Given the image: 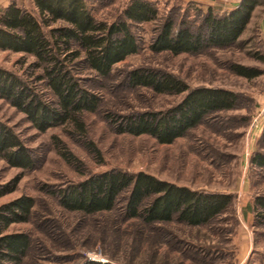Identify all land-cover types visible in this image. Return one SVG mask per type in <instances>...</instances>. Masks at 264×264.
<instances>
[{
    "label": "rangeland",
    "instance_id": "374dc122",
    "mask_svg": "<svg viewBox=\"0 0 264 264\" xmlns=\"http://www.w3.org/2000/svg\"><path fill=\"white\" fill-rule=\"evenodd\" d=\"M35 13L32 0H9ZM128 0H86L97 19L117 18ZM159 20L170 15L196 29L208 7L221 15L240 0H151ZM7 3V4H8ZM0 0V8L2 7ZM158 21L133 28L139 49L116 63L107 77L85 69L77 72L80 83L100 97L95 112L82 115L84 134L72 124L40 132L24 114L0 99V121L11 126L30 149L35 164L30 169L10 167L0 159V184L19 177L14 191L0 197V204L20 195L33 198L26 222L12 223L7 232H25L30 248L23 264H78L84 259L111 260L120 264H264V227L253 225L247 207L264 193V167L250 162L264 153L260 139L264 125V0L251 13L236 42L209 46L197 53L173 54L149 48ZM32 59L0 50V66L23 77ZM231 63L253 66L261 74L248 79L235 74ZM145 67L168 72L189 87H223L237 95L234 108L209 114L184 136L169 144L153 137L118 133L122 115L160 110L178 102L183 94L156 93L146 87H130L127 73ZM31 78V77H30ZM42 91L41 86L37 88ZM46 94V93H45ZM70 152L69 164L60 150ZM122 169L144 171L175 184L205 192L229 193V208L210 223L188 226L171 221L145 224L122 214L123 199L111 211L84 214L63 209L51 193L87 175Z\"/></svg>",
    "mask_w": 264,
    "mask_h": 264
},
{
    "label": "trees",
    "instance_id": "16d2710c",
    "mask_svg": "<svg viewBox=\"0 0 264 264\" xmlns=\"http://www.w3.org/2000/svg\"><path fill=\"white\" fill-rule=\"evenodd\" d=\"M263 0H240L227 13L217 15L208 7L196 29L170 15L159 20L151 0H128L119 16L97 19L86 0H32L35 13L14 1L0 8V50L31 56L23 77L0 66V99L24 114L40 132L72 124L84 134L82 115L95 112L100 97L80 83L77 72L85 69L98 77L110 75L114 65L139 49L133 28L159 22L149 48L173 54L197 53L209 46L230 45L245 30L254 8ZM229 68L248 79L261 74L259 68L231 63ZM31 77V78H30ZM130 87H146L156 93L183 94L175 104L160 110L128 113L115 121L118 133L146 134L158 143L169 144L200 124L209 114L235 107L237 95L223 87H189L171 73L138 67L126 75ZM41 86L42 91L37 89ZM46 93V94H45ZM260 139L264 141V125ZM59 148V147H58ZM69 164L73 155L59 148ZM0 159L10 167L30 169L35 159L11 126L0 121ZM250 162L264 167V153ZM19 177L0 184V197L15 190ZM68 211L94 214L111 211L123 199L122 214L145 224L176 221L188 226L210 223L232 203L229 193L205 192L160 179L153 174L112 168L87 175L51 192ZM34 200L20 195L0 204V264H23L30 248L25 232H7L12 223L29 220ZM253 225L264 227V193L247 205ZM78 264H120L84 259Z\"/></svg>",
    "mask_w": 264,
    "mask_h": 264
},
{
    "label": "crops",
    "instance_id": "0c3cea01",
    "mask_svg": "<svg viewBox=\"0 0 264 264\" xmlns=\"http://www.w3.org/2000/svg\"><path fill=\"white\" fill-rule=\"evenodd\" d=\"M8 1H9V0H1V2H2L1 5H2V7H5V6L7 5V3H8Z\"/></svg>",
    "mask_w": 264,
    "mask_h": 264
}]
</instances>
